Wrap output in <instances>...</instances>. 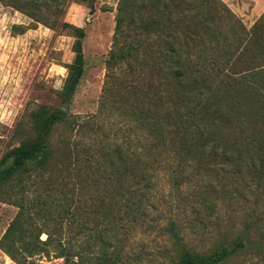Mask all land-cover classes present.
Segmentation results:
<instances>
[{
	"label": "trees",
	"instance_id": "16d2710c",
	"mask_svg": "<svg viewBox=\"0 0 264 264\" xmlns=\"http://www.w3.org/2000/svg\"><path fill=\"white\" fill-rule=\"evenodd\" d=\"M0 1L73 39L57 92L67 108L84 64L83 29L60 21L70 0ZM27 29L12 26L15 34ZM113 32L105 76L124 68L157 77L151 95L117 78L101 103L134 140L96 139L99 115L42 105L28 112L30 137L0 157V202L16 209L0 251L12 264L51 250L63 264H128L126 231L144 222L151 180L166 171L175 190L198 181L194 194L206 208L238 184L249 194L254 186V254L264 252V11L245 30L220 0H118ZM234 158L249 163L248 184L238 165L224 164ZM174 225L165 264H223L245 245L237 236L196 250Z\"/></svg>",
	"mask_w": 264,
	"mask_h": 264
},
{
	"label": "rangeland",
	"instance_id": "374dc122",
	"mask_svg": "<svg viewBox=\"0 0 264 264\" xmlns=\"http://www.w3.org/2000/svg\"><path fill=\"white\" fill-rule=\"evenodd\" d=\"M117 6L118 0H92L91 11L86 0H70L64 6L60 21L84 31L81 44L83 73L65 108L59 102L57 92L65 76L64 66L73 56L70 50L73 39L57 26L49 29L40 24L32 25L29 18L0 1V157L30 137L27 114L39 105L68 109L69 114L78 117L99 115V130L94 135L98 140L105 138L127 143L134 140L128 129L130 125L114 112L104 110L101 113L100 109H108L101 103L105 93L115 88L117 78L147 92L149 84L156 82L157 77L144 70L129 72L124 68L115 69L111 78L105 76L104 59L111 48ZM131 12L128 9L124 14L128 16ZM235 17L248 30L259 16L251 19ZM126 21L124 19L123 27H126ZM13 25H29L30 29L15 34ZM147 93L151 95L152 88ZM224 164L238 165L242 180L249 182L248 162L234 158L231 163ZM238 185L231 197L206 208L194 194L200 188L198 181L182 184L175 190L167 172H157L144 202V222L126 231L123 261L128 264H165V253L170 249L166 229L173 221L184 241L200 251L220 241L230 243L241 236L245 240L244 247L237 256L223 264H264V252L254 254V211L251 212L254 199L250 196L254 186L249 187V194L247 188ZM15 212L14 206L0 202V236ZM48 230L51 231L50 227ZM38 239H45V234H40ZM0 264H12L1 251ZM25 264H63V261L55 258L51 250L47 255L36 254L27 258Z\"/></svg>",
	"mask_w": 264,
	"mask_h": 264
},
{
	"label": "crops",
	"instance_id": "0c3cea01",
	"mask_svg": "<svg viewBox=\"0 0 264 264\" xmlns=\"http://www.w3.org/2000/svg\"><path fill=\"white\" fill-rule=\"evenodd\" d=\"M237 17L257 18L264 11V0H221Z\"/></svg>",
	"mask_w": 264,
	"mask_h": 264
}]
</instances>
